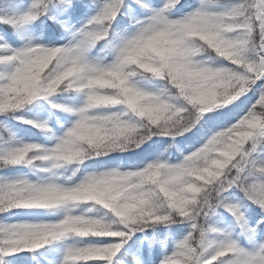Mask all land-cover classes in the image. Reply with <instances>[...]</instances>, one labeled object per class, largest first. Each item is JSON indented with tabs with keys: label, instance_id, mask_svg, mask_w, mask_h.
<instances>
[{
	"label": "snow or ice",
	"instance_id": "1",
	"mask_svg": "<svg viewBox=\"0 0 264 264\" xmlns=\"http://www.w3.org/2000/svg\"><path fill=\"white\" fill-rule=\"evenodd\" d=\"M0 264H264V0H0Z\"/></svg>",
	"mask_w": 264,
	"mask_h": 264
}]
</instances>
